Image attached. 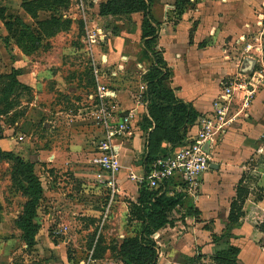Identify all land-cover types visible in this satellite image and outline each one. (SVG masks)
<instances>
[{
	"label": "rangeland",
	"instance_id": "1",
	"mask_svg": "<svg viewBox=\"0 0 264 264\" xmlns=\"http://www.w3.org/2000/svg\"><path fill=\"white\" fill-rule=\"evenodd\" d=\"M107 1L57 0L58 12L55 13L59 21L45 25V30L38 23V15H34L33 21L26 17L32 26H28L27 31L31 33L27 32L23 47L17 44L25 64L19 69L18 84L12 85L7 76L13 70L0 69V233L12 237L6 246L2 240L7 236H0V248L19 250L11 264H54L51 260L58 258L46 255L53 245L63 246L65 264H127L120 246L125 238L140 236L144 227L131 203L141 196L154 200L152 194L159 189L145 183L138 185L136 200L118 193L113 196L110 189L103 187L108 180L102 182L99 179L100 174L102 179L108 178L101 166L91 164V154L96 153L98 146V143L92 144V140L95 136L102 137L103 132L93 114L100 100L98 87L104 85L102 81L112 89L115 96L111 101L122 107L121 110L133 103L143 106L138 119L133 118L127 139L129 147L146 168L148 159L157 155L160 149L164 151L174 137L171 134L173 110L167 108L173 103L162 94L163 88H168L169 80L161 84L159 78L153 82L145 78L147 72L158 65V58L162 59L163 53L155 47L148 49L143 40L126 37L142 21L140 13L131 18L122 13L119 17L101 16L100 5ZM199 1L182 0L175 8L174 21L180 11ZM255 3L251 6L253 9L258 6ZM37 7L46 10L50 5L46 0L31 2L32 10ZM15 27L16 31L26 29L20 22H16ZM116 30H120L119 35L115 34ZM15 36L10 42L17 43ZM243 56H249V59L255 56L251 57V62L244 60L245 64L249 63V73L260 68L252 52L243 50ZM122 57L125 60L123 66L122 62H117ZM113 58L115 60L109 62ZM161 66L162 72L169 75L163 59ZM3 71L6 73H1ZM23 73L26 76H22ZM154 105L159 106L160 111L152 112L150 109ZM183 129L181 127L180 132ZM135 138L139 143L132 142ZM61 153L66 159H72L73 165H59V160H52L49 163L55 167L48 168L46 160L49 156L54 158ZM256 156L246 163L241 197L247 195L244 186L253 188V199L262 195L259 182L264 178V154L258 152ZM17 159L22 160V166ZM31 165L33 178L30 180L39 188L37 196L29 190L30 183L25 177ZM72 168L81 172L75 175ZM170 186L175 192L177 188L172 182L159 190L173 196ZM35 198L36 215L29 224L23 217L28 204ZM194 199L195 196H191L189 201L195 206ZM187 203L185 201L184 207L178 206L170 212L169 218L175 220V226L167 225L160 236L155 233L145 237L157 250L156 264H221L217 255L231 246L232 225L216 233L213 223L208 220L207 227L213 232L212 244L207 240L200 247L192 238V241H186L185 251H182L184 243L178 242L189 233V227L195 226L186 221L199 219V214L185 219ZM260 216L259 213L252 215L249 220L252 226L258 227L262 223L264 217L260 220ZM176 221L181 222L176 225ZM258 243L264 246V237ZM238 260L240 264H252L246 255Z\"/></svg>",
	"mask_w": 264,
	"mask_h": 264
},
{
	"label": "crops",
	"instance_id": "2",
	"mask_svg": "<svg viewBox=\"0 0 264 264\" xmlns=\"http://www.w3.org/2000/svg\"><path fill=\"white\" fill-rule=\"evenodd\" d=\"M33 1L35 0H0V69L2 70L9 69L11 72L13 69L25 67L21 57L23 54L17 43L10 40L20 31L14 29L16 22L32 26L26 17L34 20L30 7ZM263 2L264 0H201L196 5L185 8L175 21L173 17L176 13L177 0H151L150 3L153 24H159L155 49L163 53L162 59L169 68L168 88L180 101L191 104L200 113L190 130L191 133L196 134L198 120L203 116L214 117L215 104L223 99V84L226 80L237 79L244 85L242 88L234 89L226 117L227 122L221 131L215 133L213 143L209 144L212 168L202 174L200 191L194 199L195 207L199 210V219H194L195 222H190L191 219L186 221L187 224L191 223L195 226L189 227V233H186L181 238L183 241L180 240L178 243H184L182 251H185L186 241H192V238L200 247L207 240L211 243L213 232L211 227H207L208 220L213 223L215 228L213 230L216 233L222 232L231 223L230 216L233 208L236 207L239 221L232 225L231 246L239 248L238 259L246 255L252 264H264V246L258 243L264 237V220L258 227L252 226L249 221L253 214L259 213L260 220L264 217V178L259 182L262 189L259 198L253 199L251 186H244L247 195L242 201L239 196L243 187L242 180L247 174L246 163L258 152L264 154V77L260 78V68L253 69L252 74L249 73V63L245 64L244 60L251 62L252 56L250 59L249 56H243V50L245 44L251 42L253 34L257 32V13ZM253 3L258 5L257 8L251 7ZM36 15L42 21L56 14L53 9H37ZM6 22L14 23L12 31L8 30ZM134 32L127 33L126 37L143 40L141 21L137 23ZM113 60L115 59H110L109 62ZM124 61L122 57L117 62H122L121 66H123ZM258 63L262 64L260 61ZM22 76L26 75L23 73ZM18 79L22 81L21 78ZM102 84L109 88L103 81ZM126 104H129L128 101ZM116 107L115 121L129 111L135 114L134 119H138L143 110V106L136 103L131 104L126 110H121L122 107L118 104ZM100 129L103 128L100 126ZM128 134L114 139L122 166L118 173V195L136 200L140 187L129 179V174L132 172L142 176L146 166L138 160L133 149L129 147ZM101 138L95 136L92 144L96 145ZM132 142L137 144L139 140L135 138ZM94 154L95 152L91 155ZM60 155H54V158L49 156L46 160L47 167H55L49 163L52 160H59V165L62 163L73 165L72 159H66L62 153ZM213 164L217 167H213ZM72 171L75 175L81 172L73 168ZM187 197L191 198L190 195ZM180 222L176 221V225ZM166 228L165 226L159 230L156 235L160 236ZM4 235L0 233V236ZM9 238L12 237L7 236V242L1 239L6 246L10 244ZM15 240L19 242L20 239ZM18 251L0 248V264H11ZM46 255H54L58 258L51 260L54 264H65L64 248L61 245H53Z\"/></svg>",
	"mask_w": 264,
	"mask_h": 264
},
{
	"label": "built area",
	"instance_id": "3",
	"mask_svg": "<svg viewBox=\"0 0 264 264\" xmlns=\"http://www.w3.org/2000/svg\"><path fill=\"white\" fill-rule=\"evenodd\" d=\"M257 32L253 34L251 42L246 43L244 52H252L257 57V62H261L260 78L264 77V2L257 13ZM255 56H252L254 58ZM242 82L237 79L226 80L223 84V99L215 104L214 117L208 118L203 116L198 120V130L196 134L189 133L183 144L172 146L168 144L165 151L158 157L142 176H137L130 172L129 178L143 186L148 183L153 188L159 187L170 182L175 186H170L172 195L174 193H184L192 197L196 196V191L201 184L202 174L212 168V159L208 151L209 144L214 141L215 133L221 131L228 115L231 98L235 88H242ZM98 92L100 100L95 106L93 114L96 124L103 128L102 138L99 140L97 151L91 158V164L101 166L107 179H99L102 182H108L103 187L110 189L111 195L118 193V173L122 166L118 158L117 145L114 142L115 137L128 134L133 124L134 113L128 112L123 114L118 121H115L116 103L111 101L113 91L105 85L99 84ZM113 104H112V103ZM97 178L95 177V180Z\"/></svg>",
	"mask_w": 264,
	"mask_h": 264
},
{
	"label": "trees",
	"instance_id": "4",
	"mask_svg": "<svg viewBox=\"0 0 264 264\" xmlns=\"http://www.w3.org/2000/svg\"><path fill=\"white\" fill-rule=\"evenodd\" d=\"M182 0H177V7L178 4L181 3ZM46 3L50 5L48 9H53L54 12H58L57 9V0H46ZM150 3L151 0H108L107 2H102L100 5V15L101 16H111V17H119L118 14L122 13L124 16H127L129 18L132 17L135 13H140L142 15V21H141V29H142V39L145 41V46L148 49H151L156 46V41L158 37V26L159 24L154 25V20L151 15V9H150ZM31 7V4H30ZM37 9H42L38 8ZM36 9V10H37ZM36 10L31 9V13L36 15ZM184 11V10H183ZM183 11H180V15L183 13ZM57 14V13H55ZM120 15V14H119ZM56 15H53L51 18L38 21L40 26L42 27V30H45V25L50 24L53 22H58V18H56ZM14 23L12 22H6V27L9 31H12ZM26 29H22L17 33L15 36L17 44L20 47H23V41L25 39L26 34H28L27 31L29 30V27L26 24H21ZM55 31L58 32L56 26ZM31 33V32H30ZM29 33V34H30ZM53 33V32H52ZM51 33V34H52ZM120 30H116L115 34L119 35ZM33 35V34H31ZM162 59L158 58V65L153 66L152 69H150L145 78L147 81L153 82L156 80V78H159V82L162 84L163 81L167 80L169 78L168 73L162 72ZM164 67V66H163ZM168 71V70H167ZM20 70L19 69H13V72L10 75H7L11 78L12 85L18 84L17 76L19 75ZM164 74V75H163ZM6 75V74H5ZM159 76V77H158ZM5 77V76H3ZM162 94L164 95V99L167 101H170L173 104H169L167 106L168 109L173 110V119H174V128L171 134L174 135V137H171L172 141H170V144L172 146H178L184 143V141L187 139L188 134L191 133L189 131L193 128L196 120L200 116V113L191 105V104H185L182 101H180L177 97H175L173 91L169 88H163ZM152 112H157L159 110V106L154 105L150 109ZM189 126V127H188ZM181 127H183V131L180 132ZM168 137H170L169 134H167ZM165 151V150H164ZM162 149H160L157 153V155L151 156L147 164L148 166L151 165L158 157L162 155L164 152ZM18 163L22 166V160L17 159ZM29 170L28 174L25 176L29 184V190L33 192V194H39V188H37V184L34 182H31L32 177V165L31 167L27 168ZM33 178V177H32ZM144 186V185H143ZM147 188V187H144ZM163 189V187L159 188ZM156 189L154 191V194H152V197H154V200H151V198H147L146 196H141L137 202H132L131 206L134 209L135 214L138 216L137 219L142 221L144 223L143 230L140 234V236L136 237H127L124 239V242L120 246L121 248V254L127 264H156L158 261L157 258V250L153 243H151L149 240H146L145 237L150 236L152 237L155 233H157L159 230L164 228L165 226H174L175 220L169 218L170 212H172L175 208L178 206H183L185 204V201H188L186 207V213L185 215L187 217H194L199 214V210L196 209L194 206V203L192 201H189V198L186 197L181 193H174L173 196L166 195L165 192H161L162 190ZM160 192V194H158ZM242 194L240 193V198ZM38 198V197H37ZM31 202L28 204V209L26 210V215L23 217L24 221H28L30 224V220L36 215V209L35 203ZM188 199V200H187ZM235 205V204H233ZM237 205V203H236ZM235 205V206H236ZM238 208V207H237ZM236 207L233 208V212L230 216L229 220L231 223L230 225H235L239 220L237 213H236ZM233 227V226H232ZM24 230H28V227H23ZM239 248L235 246H230L227 250L222 251L220 254L217 255V260L222 261L221 264H240L238 261V254H239Z\"/></svg>",
	"mask_w": 264,
	"mask_h": 264
},
{
	"label": "water",
	"instance_id": "5",
	"mask_svg": "<svg viewBox=\"0 0 264 264\" xmlns=\"http://www.w3.org/2000/svg\"><path fill=\"white\" fill-rule=\"evenodd\" d=\"M213 167H217V166H215V164H213Z\"/></svg>",
	"mask_w": 264,
	"mask_h": 264
}]
</instances>
